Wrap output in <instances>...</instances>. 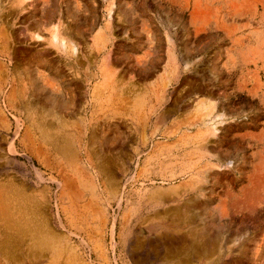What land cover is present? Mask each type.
<instances>
[{"label":"rangeland","instance_id":"1","mask_svg":"<svg viewBox=\"0 0 264 264\" xmlns=\"http://www.w3.org/2000/svg\"><path fill=\"white\" fill-rule=\"evenodd\" d=\"M0 261L264 264V0H0Z\"/></svg>","mask_w":264,"mask_h":264},{"label":"bare ground","instance_id":"2","mask_svg":"<svg viewBox=\"0 0 264 264\" xmlns=\"http://www.w3.org/2000/svg\"><path fill=\"white\" fill-rule=\"evenodd\" d=\"M55 33H56V32H55ZM103 36H104V35H103ZM103 39H104V37H103ZM54 42H55V41H54ZM61 42H62V41H61ZM107 72H108V71H107ZM107 72H106V74H107ZM106 74H105V75H106ZM102 76H103V75H102ZM108 76H109V75H108ZM165 76H166V75H165ZM105 77H106V76H105ZM110 78H111V76H110ZM104 80H105V79H104ZM106 80H107V79H106ZM108 82H109V80H108ZM104 83H106V82H104ZM106 86H107V85H106ZM104 90H105V89H104ZM14 238H15V237H14ZM19 242H20V241H19ZM9 245H11V244H9ZM11 247H12V246H11ZM38 260H39V259H38ZM0 262H1V261H0ZM37 262H38V261H36V263H37ZM32 264H35V263L32 262Z\"/></svg>","mask_w":264,"mask_h":264}]
</instances>
